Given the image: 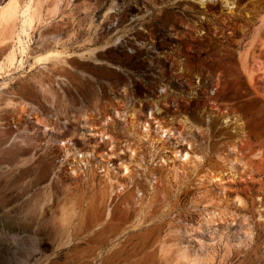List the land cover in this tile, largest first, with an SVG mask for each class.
Masks as SVG:
<instances>
[{
    "label": "rangeland",
    "instance_id": "obj_1",
    "mask_svg": "<svg viewBox=\"0 0 264 264\" xmlns=\"http://www.w3.org/2000/svg\"><path fill=\"white\" fill-rule=\"evenodd\" d=\"M11 260L264 264V0H0Z\"/></svg>",
    "mask_w": 264,
    "mask_h": 264
},
{
    "label": "bare ground",
    "instance_id": "obj_2",
    "mask_svg": "<svg viewBox=\"0 0 264 264\" xmlns=\"http://www.w3.org/2000/svg\"><path fill=\"white\" fill-rule=\"evenodd\" d=\"M113 7H114V4H112V6L109 8V12L112 10ZM159 92H160V93L165 92L164 87H160ZM154 105H157V104L155 103ZM149 116L153 118V116H152L151 113H150ZM168 130H169V129H167V128L163 129L164 132H169ZM182 156H183V157H186V156H187V153H185V155L183 154ZM172 264H181V262H180V260H175V262H173ZM182 264H183V263H182Z\"/></svg>",
    "mask_w": 264,
    "mask_h": 264
},
{
    "label": "flooded vegetation",
    "instance_id": "obj_3",
    "mask_svg": "<svg viewBox=\"0 0 264 264\" xmlns=\"http://www.w3.org/2000/svg\"><path fill=\"white\" fill-rule=\"evenodd\" d=\"M13 262H15V260H11V263L13 264Z\"/></svg>",
    "mask_w": 264,
    "mask_h": 264
}]
</instances>
